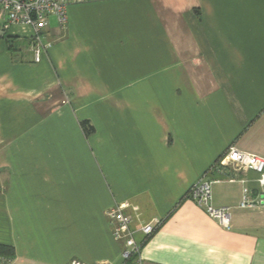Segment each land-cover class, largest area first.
<instances>
[{"label": "crops", "instance_id": "crops-1", "mask_svg": "<svg viewBox=\"0 0 264 264\" xmlns=\"http://www.w3.org/2000/svg\"><path fill=\"white\" fill-rule=\"evenodd\" d=\"M68 18L63 32L50 18L40 63L0 22L10 264H123L106 217L118 204L138 242L162 221L144 264H264V206L238 208L259 173L210 175L230 229L187 198L230 147L264 159V0H84Z\"/></svg>", "mask_w": 264, "mask_h": 264}, {"label": "built area", "instance_id": "built-area-1", "mask_svg": "<svg viewBox=\"0 0 264 264\" xmlns=\"http://www.w3.org/2000/svg\"><path fill=\"white\" fill-rule=\"evenodd\" d=\"M84 0H0V22L5 32L21 28L24 36L32 43V48L39 62L41 56L51 46L44 43V32L50 24V18L56 17L59 29L63 32L69 22L68 6L80 3ZM246 174L255 171L260 174L258 180L261 193L254 197L251 190L244 189V195L238 208L249 209L264 206V159L230 147L189 190L187 198L195 202L212 219L216 220L222 227L231 228L232 207H215L212 203V186L215 183L211 178L213 172L226 174L228 171ZM234 180V178H230ZM242 182H246L242 180ZM130 204H118L107 210L106 217L112 228L115 241L123 244V264H144L142 249L147 240L160 228L162 221L155 219L143 226L140 232L144 236L143 241L138 242L135 232L131 226L134 217L128 210ZM6 258L0 257V264H10ZM71 264H85L72 262Z\"/></svg>", "mask_w": 264, "mask_h": 264}, {"label": "trees", "instance_id": "trees-1", "mask_svg": "<svg viewBox=\"0 0 264 264\" xmlns=\"http://www.w3.org/2000/svg\"><path fill=\"white\" fill-rule=\"evenodd\" d=\"M82 128L84 129V131L86 132L87 135H90V134L94 133V131H95L93 126H91L89 121H83L82 122ZM15 256H16L15 250L12 246L0 244V257L6 258L9 262H12V260H14Z\"/></svg>", "mask_w": 264, "mask_h": 264}, {"label": "rangeland", "instance_id": "rangeland-1", "mask_svg": "<svg viewBox=\"0 0 264 264\" xmlns=\"http://www.w3.org/2000/svg\"><path fill=\"white\" fill-rule=\"evenodd\" d=\"M44 43H46V44H47V43H50V44H51V46H50L48 49H50V48L52 47V45H53L51 42H45V41H44ZM48 49H47V50H48ZM43 54H44V53H43ZM42 56H43V55H42ZM42 56H41L40 61L37 62V61H36V56H35V53H34V58H35L36 63H40V62L42 61ZM106 212H107V211H106Z\"/></svg>", "mask_w": 264, "mask_h": 264}]
</instances>
